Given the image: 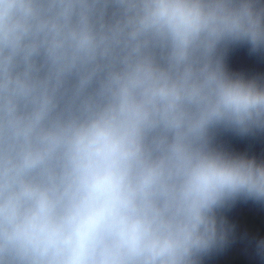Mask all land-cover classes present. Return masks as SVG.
Returning a JSON list of instances; mask_svg holds the SVG:
<instances>
[{
  "label": "clouds",
  "instance_id": "9594fccd",
  "mask_svg": "<svg viewBox=\"0 0 264 264\" xmlns=\"http://www.w3.org/2000/svg\"><path fill=\"white\" fill-rule=\"evenodd\" d=\"M264 0H0V264H206L264 206ZM264 264V238L251 237Z\"/></svg>",
  "mask_w": 264,
  "mask_h": 264
}]
</instances>
